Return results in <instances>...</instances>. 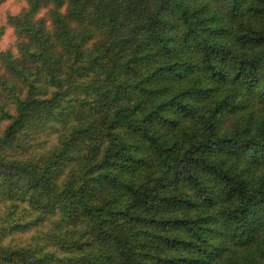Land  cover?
I'll return each mask as SVG.
<instances>
[{
  "label": "trees",
  "instance_id": "obj_1",
  "mask_svg": "<svg viewBox=\"0 0 264 264\" xmlns=\"http://www.w3.org/2000/svg\"><path fill=\"white\" fill-rule=\"evenodd\" d=\"M23 1L0 264H264V0Z\"/></svg>",
  "mask_w": 264,
  "mask_h": 264
},
{
  "label": "clouds",
  "instance_id": "obj_2",
  "mask_svg": "<svg viewBox=\"0 0 264 264\" xmlns=\"http://www.w3.org/2000/svg\"><path fill=\"white\" fill-rule=\"evenodd\" d=\"M23 6H25L23 0H21V3H17L14 5L11 3V0H0V10L7 9L13 16L18 15L21 7ZM12 32L13 28L9 27L7 29V33L3 37H0V41L3 42V45H6L8 43L9 36L12 34Z\"/></svg>",
  "mask_w": 264,
  "mask_h": 264
},
{
  "label": "rangeland",
  "instance_id": "obj_3",
  "mask_svg": "<svg viewBox=\"0 0 264 264\" xmlns=\"http://www.w3.org/2000/svg\"><path fill=\"white\" fill-rule=\"evenodd\" d=\"M11 3L14 5V4H17V3H21V0H11ZM24 5H25V2L23 1ZM25 7V6H23ZM21 7V9L23 8ZM20 9V10H21ZM8 15H12L7 9H3V10H0V26H2L3 24H5V21H6V18ZM7 33V31H6ZM5 33V34H6ZM3 37V36H2ZM13 41V37H12V34L9 36V39H8V43L6 45H3V42L0 41V45H3V46H0V47H6L8 46L11 42Z\"/></svg>",
  "mask_w": 264,
  "mask_h": 264
}]
</instances>
